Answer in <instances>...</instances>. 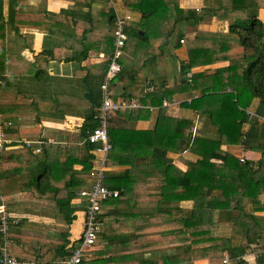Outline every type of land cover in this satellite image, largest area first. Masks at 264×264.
Here are the masks:
<instances>
[{
	"label": "trees",
	"instance_id": "1",
	"mask_svg": "<svg viewBox=\"0 0 264 264\" xmlns=\"http://www.w3.org/2000/svg\"><path fill=\"white\" fill-rule=\"evenodd\" d=\"M96 1L104 3V8L110 15V23L114 25L116 14L109 1ZM6 2L8 17L5 15ZM227 2L233 11L239 8L236 13L239 17L231 22L228 34L197 30L196 37L187 43L188 63L181 65L180 74L175 82L161 92L147 94L140 99L143 105L156 107L162 104L163 99L171 101L177 94H185L191 97V101L182 103L181 107L200 116H206L216 129L218 138L200 136L197 129L193 134L195 123L191 119L168 117L164 110L156 112V121L147 131L131 129V123L148 117L151 114L149 109L112 112L107 126L109 142L112 145L107 165L110 162V165L136 166L140 160L154 167L165 165L162 175L164 182L160 184L158 194L164 199L172 194L175 202L194 201V208L188 214L179 207L167 208V213L171 214V217L175 216L174 220L169 222L170 238L185 243L186 247H179L180 250L191 253V256L185 258L186 264H192L197 257L208 258L211 264H246L241 255L245 249L232 244L226 237L213 235L216 227L215 214L217 211L239 210L241 206L245 208L246 203H250L255 211L264 208V203L259 199L264 193V23L258 17L259 10L264 7V0L226 2L223 0V4ZM18 4V0H0V90L3 85L11 83L8 78L12 80L15 76L23 74V65L29 64L21 55L25 48L30 47L28 36L20 33L21 27L29 25L20 20L22 7ZM132 9L140 12L142 20L146 23L152 18L160 19L163 25L167 21L173 22L164 33L162 41V44L171 47L173 51L185 44L181 41L184 40L187 28L199 26L206 16H217L219 11L211 8H204L201 11L183 10L177 5L167 3L161 5L158 0H140L139 3L133 4ZM48 16L49 19L58 17L55 14ZM40 17L41 14L32 19L40 20ZM33 25L34 23L31 26ZM143 26L141 24L129 27L127 24L128 37L135 36L146 42L150 41ZM157 27H160L159 24ZM50 32L56 34L52 30ZM87 51L86 48L78 60L84 59ZM54 60L71 61L67 58H57L52 52L45 51L39 54L32 64L34 70L31 74L35 80L44 79L48 73L49 63ZM222 62L229 64L214 74L206 75L200 72L192 74L190 81L187 78L192 69ZM138 90L130 95L137 96ZM195 92H199L196 98L193 97ZM254 99L260 102L256 115L251 116L246 109L251 106ZM97 102L92 101L94 105L85 115V121L76 135L64 134L63 138L67 141L65 147L45 139L41 155H35L32 149L15 142L10 144V149L1 152L0 196L30 193L38 200L49 199L56 205L57 223L70 226L76 220L73 200L79 198L80 191L90 187L96 179L95 160L98 154L94 152L95 145L90 144L88 138L98 127L95 116L96 109L101 103ZM6 107L0 105V116L3 117L2 113L4 114ZM245 124L249 125L246 132L243 130ZM13 129L12 123L6 130L8 138L15 132ZM224 145L244 146L248 150L261 153V158L255 162L256 166H253L252 161L242 162L224 151L222 149ZM186 151L196 155L198 160L185 161L188 170L179 176L180 180L177 183V170L168 154H181ZM75 165H81L82 169H74ZM21 175L25 176V181L17 186L16 178ZM104 184L111 190L121 191L123 196L105 202L103 207L121 201L126 196L134 194L137 189L136 178L130 170L120 173L107 170ZM177 190H180V193H177ZM166 202L170 206L172 200L166 199ZM23 206L25 207L24 204L7 203L12 214L14 209ZM29 206L35 209L38 207L35 203H30ZM100 217L103 231L104 211ZM27 221V218L10 219L9 232L6 235L0 233V253L8 240L13 243L14 254L25 253L34 256V264H54L69 259L72 250L81 243L78 239L72 242L67 229L60 230L58 238L43 240L44 246L53 249V256L49 261H42L38 250L25 249L26 242L34 237L32 233L23 232ZM229 222H232L235 236L238 234L239 238L245 239L250 245L257 241L264 217L247 213L243 218H234ZM96 244H100L99 241ZM199 245L207 246L200 254L194 256L193 247ZM225 249L229 250L231 258H228V263H225L226 258L223 255ZM98 251L93 253L94 260H90L89 264L115 261L114 258L97 259ZM178 251L175 249L176 253ZM153 254V260L147 264H163L162 257L160 258L157 253ZM173 258L168 256V264L176 261ZM17 259L22 260L18 256ZM81 264H85L84 260Z\"/></svg>",
	"mask_w": 264,
	"mask_h": 264
},
{
	"label": "crops",
	"instance_id": "2",
	"mask_svg": "<svg viewBox=\"0 0 264 264\" xmlns=\"http://www.w3.org/2000/svg\"><path fill=\"white\" fill-rule=\"evenodd\" d=\"M139 2L140 0H117L116 8L109 4L115 14L117 12L119 15L129 18V27L144 25L143 27L150 38L147 44L158 41L157 46L152 45L154 48L152 53L145 45L136 52L135 47L146 41L135 36L129 37L121 59L122 73L111 84L115 99H137L143 106L139 109H149L151 112L148 117L145 116L146 118L131 123V129L136 131L151 129L156 121V112L164 110L168 117L191 119L195 123L194 129L198 130L200 136L210 139L218 138L216 129L209 123L206 116H200L194 111L181 107L182 103L191 101V97L177 94L171 101L163 99L162 104L156 107L145 106L140 99L151 87L156 90L150 95L167 89L170 84L175 82L180 74L181 65L188 63L187 43L196 37L197 30L228 34L231 22L239 17L236 14L239 8L233 11L232 8H229V2L223 4V0H158L161 5L166 3L167 5H177L183 10L219 9L217 16H206L199 26L187 28L183 38L185 44L180 49L173 51L171 47L162 44L164 33L173 22L167 21L164 23L166 26H160L161 28L157 27L158 23L162 24L160 19L152 18L146 23L145 20H142V14L132 9L133 4ZM18 3L22 7L20 14L22 19L20 18V20L29 25L20 29L23 36H28L30 47L25 48L21 55L29 64L23 65V74L19 71L20 75L15 76L12 80L8 78L10 84L2 86L0 105L7 106L2 115L3 118L13 123L15 132H10L13 140L37 138V140L45 141L47 139L58 146L65 147L67 141L64 139V134L76 135L85 121V115L94 105L92 101H99L97 103L102 104L104 100L101 85L113 50V24L110 23V15L104 8V3L96 0H18ZM7 9L6 2L5 15L8 17ZM40 14V20L32 19ZM50 14L58 15V17L49 19L48 15ZM258 17L264 23V7L259 10ZM33 23L34 25L31 26ZM50 30L56 34H52ZM139 33L142 32L139 31ZM86 48L87 56L78 60ZM45 51L54 53L57 58H67L71 61H51L48 65L47 75L43 80L37 81L31 74L34 70L32 64L35 62V58ZM172 56L176 62L180 63L176 70V76H171V72L166 68V61ZM228 64V62H222L198 67L192 69L188 74L204 72L206 75H211L218 69L227 67ZM137 89H139L136 93L137 96L130 95ZM193 95L196 98L199 92H195ZM164 101L169 103L168 107L163 105ZM259 102L258 99H254L248 108L251 116L256 115ZM248 128L249 125L245 124L244 132ZM222 149L239 159L244 158L257 162L261 158V153L248 150L244 146L224 145ZM40 157L42 158V156ZM168 157L176 167L177 183L180 180L179 176L188 170L185 161L196 162L198 160L196 155L188 151L181 154L169 153ZM146 164V161L140 160L136 166L107 165V170L112 172L120 173L130 170L136 178L137 189L134 194L126 196L121 201L103 207L104 228L102 238L99 240L100 244H98L97 259H115L113 262L103 264H147L153 260V253L162 257L163 264H168V256L174 257L173 260H176L173 264H186L185 258L191 256L190 252L184 253L179 248L186 247L185 243H179V241L170 238L169 222L174 220L175 216L171 217V214L167 213V208L179 207L185 214H188L194 208V201L175 202L174 196L170 194L172 196L166 197L167 201L172 200L168 206L166 199L158 194L160 184L164 182L162 175L165 165L154 167ZM74 169L81 170L82 166L75 165ZM16 180L15 184L19 186L25 181V176L21 175ZM177 193H180V190H177ZM216 194H221V192H216ZM30 195V193H16L3 198L8 203V200L22 196L16 203L25 205L22 208L24 209L23 215L13 213L12 216L28 218V220L33 218L28 222L32 225L35 224L32 228L26 225L23 230L24 233L34 234L32 241L26 242L25 249L28 251H30L29 249L38 250L42 261H49L53 256V249L44 246L43 240L56 237L60 230L65 229L69 231V239L72 242L77 240L79 236L76 235L83 229L86 203L80 197L73 200L76 220L70 226H65L57 223L55 210L48 209L47 211L45 207L43 208V202H52L51 200H38ZM121 196H123L122 193ZM259 199L261 203H264V194L259 196ZM30 203H35L38 207L33 210L29 206ZM245 205V208L241 206L239 210L231 212L217 211L213 235L221 238L226 237L231 240L232 244L237 245L240 249H245L241 255L246 264H264V222H262V229L257 241L250 245L246 243L245 239L239 238L238 234L235 236L232 231V222H229L234 218L241 219L247 213L264 217V208L261 211H255L250 203ZM76 226L78 233L73 236ZM207 245L194 246L195 253L193 255L200 254ZM10 246L13 256L20 257L21 261L26 264H34V256L25 253L14 254L12 241H10ZM175 249L179 251L176 253ZM223 255L226 259L230 258L229 250L225 249ZM91 260H94L93 256ZM164 261L166 262L164 263ZM61 262L57 261L54 264H62ZM192 264H211V262L208 258L197 257L192 261Z\"/></svg>",
	"mask_w": 264,
	"mask_h": 264
},
{
	"label": "built area",
	"instance_id": "3",
	"mask_svg": "<svg viewBox=\"0 0 264 264\" xmlns=\"http://www.w3.org/2000/svg\"><path fill=\"white\" fill-rule=\"evenodd\" d=\"M108 1L114 8H116L115 0ZM128 20L129 18L127 16H121L116 12V19L113 25V50L111 56L109 57L104 82L101 85L104 100L96 109L95 119L98 121V127L93 130L88 138V142L95 145L94 152L98 154L95 160L96 179L90 187L83 188L79 193V197L84 199L86 203L83 229L78 239L81 243L72 250L70 258L63 261L62 264H81L83 262L87 252L94 247L102 233L103 223L100 216L103 213V205L105 202L121 196V191L111 190L104 184L105 173L107 171L108 154L112 149L107 130L108 120L112 112L135 110L143 107L137 99H115L113 92L110 89L112 82L121 74L123 70L121 59L129 38L128 33L126 32ZM181 42L184 43L185 40H182ZM191 77V74L187 75L189 81L191 80ZM155 90L156 89L154 87H151L148 91H145L144 95L150 94ZM163 105L168 107L169 103L164 101ZM11 125V121L0 116V153L10 149V144L13 142L22 144L25 147L32 149L34 154L38 155L42 153V145L44 141L41 139L33 141L26 139L13 140L12 138H8L6 130L11 127ZM195 133L196 129L193 130V134ZM240 160L245 162L244 158H241ZM12 217V214L8 211L5 199L0 197V233L2 235H6L9 232V222ZM225 263H228V259L225 260ZM0 264L26 263L19 261L12 255L10 241L7 240L0 253Z\"/></svg>",
	"mask_w": 264,
	"mask_h": 264
},
{
	"label": "rangeland",
	"instance_id": "4",
	"mask_svg": "<svg viewBox=\"0 0 264 264\" xmlns=\"http://www.w3.org/2000/svg\"><path fill=\"white\" fill-rule=\"evenodd\" d=\"M155 19H158V18H155ZM159 24V26H166V25H162L161 23H158ZM147 42H143L140 46L138 45V46H136L135 47V50H136V52L137 51H139L144 45H145V47L147 48V49H150V52L152 53V51L154 50V48L152 47V45H154V46H157L158 45V41L157 42H154V43H150L149 42V44H147ZM179 65H180V63H178V62H176L175 61V59H174V57L172 56L171 58H168V60L166 61V68H167V70H169L170 72H171V76H176L177 75V68H179ZM35 83V82H34ZM38 84V83H37ZM2 99V98H1ZM247 110V112H249L248 111V108L246 109ZM249 113H251V112H249ZM253 117H255V116H253ZM214 131V130H213ZM30 140H37V138H31ZM62 147V146H61ZM249 161H252V163H253V166H256L255 165V162L253 161V160H249ZM108 165H110V162L108 163ZM264 194V193H263ZM31 196V195H30ZM8 197V196H7ZM20 197H22V196H20ZM20 197H15V198H13L12 200H8V203H16L17 201H18V199L20 198ZM32 197V196H31ZM31 200L33 201V198H31ZM17 204V203H16ZM45 207V209H47V211H48V209L50 210V209H53V210H55V212H56V210H57V208H56V205H55V203H53V202H49V201H45V202H43V208ZM23 207H18V208H16V209H14L13 210V212L16 214V215H23L22 213L24 212V209H22ZM35 208H33V210H34ZM10 213H11V211L10 210H8ZM12 214V213H11ZM16 217H18V216H15V219H16ZM19 218V217H18ZM21 219H24L23 217H20ZM32 220L33 218H29V220ZM27 220H28V218H27ZM28 220V221H29ZM27 221V222H28ZM26 225H28V227H30V228H32V226H34L35 224H31L30 222H28V224H26ZM30 225V226H29ZM33 230H35V229H33ZM74 233H73V236L75 235V234H77L78 233V227L76 226L75 228H74ZM36 231H38V230H36ZM102 233H103V231H102ZM50 235H52V234H50ZM80 235H81V233H78L76 236H79L80 237ZM102 236V234L99 236V238H98V241L99 240H101V237ZM57 237H59V235H57L56 234V238ZM79 239V238H78ZM97 241V242H98ZM98 244H96V246L93 248V249H91L90 251H89V253L87 252V255H86V257L84 258V262H85V264H89L88 262L92 259V256H90V253H91V255H93V253L94 252H96L97 250H98ZM90 256V257H89ZM94 256V255H93Z\"/></svg>",
	"mask_w": 264,
	"mask_h": 264
},
{
	"label": "clouds",
	"instance_id": "5",
	"mask_svg": "<svg viewBox=\"0 0 264 264\" xmlns=\"http://www.w3.org/2000/svg\"><path fill=\"white\" fill-rule=\"evenodd\" d=\"M248 114H250V113L248 112Z\"/></svg>",
	"mask_w": 264,
	"mask_h": 264
}]
</instances>
